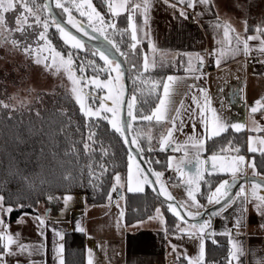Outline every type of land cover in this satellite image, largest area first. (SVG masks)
<instances>
[{"label":"crops","instance_id":"crops-1","mask_svg":"<svg viewBox=\"0 0 264 264\" xmlns=\"http://www.w3.org/2000/svg\"><path fill=\"white\" fill-rule=\"evenodd\" d=\"M135 4L140 5L132 14L139 16V33L144 35L143 62L147 58L150 72L161 70V66L170 70L162 75L155 73L156 76L148 80L150 84L144 95H157L152 111L158 106V98L163 96V84L172 83L174 88L169 123L161 140L154 141L157 147L167 149L170 146V155L176 156L170 170L178 172L177 167L183 165L186 171L196 174L199 168L200 174H205L209 182L212 175L220 173L217 165L212 168V161L210 165L214 154H204L207 140L216 136L213 134L216 119L225 126L219 134L227 130L238 131L233 125L245 130V156L250 158L248 153L253 149L248 144L254 136L258 148L253 152L264 151V51H261L264 48V21L257 26L245 24L244 19L236 21L216 0L203 3L200 0H148L146 9L144 0H129L119 14L128 15V27ZM218 24L230 26L229 38H225L223 28ZM237 36L241 40L239 45ZM250 36L255 39L249 40ZM245 40L247 52L243 45ZM209 56L214 58L215 64L210 71H205ZM169 76L174 78L173 82L168 81ZM256 101L261 104L257 105ZM253 107L257 108L255 113L251 111ZM175 109H180L179 115ZM173 117L177 130L168 139ZM189 137L193 139L189 140ZM145 139L148 143L146 136ZM163 139L168 142L162 144ZM178 146L180 150L176 151ZM221 152L224 150L217 155ZM199 160L202 163H198ZM146 187L147 183H144L142 190ZM254 188L255 196L252 195ZM243 189L244 225L237 228L232 223L228 233L220 228L214 234L204 229H190V224H182L180 219L170 224L163 210L161 215L155 214V210L144 219L127 221L125 197L120 201L115 193L103 203H90L84 194L81 201L72 200L70 212L66 211L61 198L59 207L48 212L46 209L25 211L13 220L11 213L0 212L4 231L14 240L11 245H7L6 239L0 240V264H66V235L70 231L84 235L83 264H189L199 260L201 246L203 259L199 264H264V228L260 227L264 217L255 207L264 190L253 185H245ZM205 201L200 211L208 206ZM177 226L186 231H178ZM216 235L227 241L228 252L223 262L207 263L208 238ZM18 245H23V250ZM234 252L236 256L232 255Z\"/></svg>","mask_w":264,"mask_h":264},{"label":"trees","instance_id":"trees-1","mask_svg":"<svg viewBox=\"0 0 264 264\" xmlns=\"http://www.w3.org/2000/svg\"><path fill=\"white\" fill-rule=\"evenodd\" d=\"M14 2L18 5L15 14H20L22 9L19 8L18 0ZM36 4L40 5L38 15L41 24L37 25L35 17L28 15L24 27L31 39L38 40V33L43 31V22L47 21L49 29L46 36L52 46L60 51L56 45H65L63 36L52 23L54 18L45 0H36ZM94 5L104 12L105 4L102 0H94ZM29 7L33 5L29 3ZM5 16L12 21L11 27H15L14 13L8 12ZM114 20L120 48L129 66L131 94L138 95L149 85V81H146L148 76L150 80L156 76L155 73L162 75L170 73V70L145 72L139 78L136 68L144 56H141L137 48H132L128 15L115 16ZM28 24L33 28H28ZM44 43L40 41V45ZM82 44L84 48L73 50L94 57L92 49ZM2 74L0 71V80H4ZM156 100L157 95H152L142 101L144 114L152 111ZM146 122L140 120V124L146 125ZM132 132L137 139L134 141L140 145L151 169L167 173L170 150L149 147L145 135L136 126H132ZM230 145L236 151L245 153V130H227L209 138L204 154L208 156L218 153ZM248 154L250 158L253 157L258 172L264 175V151ZM131 157L124 135L115 131L111 121L103 116H86L76 98L64 86L55 91L41 92L33 104L20 109L4 104L0 93V196L4 197V204L13 206L14 210L10 214L12 220L25 211H44L58 203L66 193H83L90 203L106 202L114 193L118 195L120 186L116 184L115 178L117 175L127 177ZM223 176L217 173L210 177V185L200 193L203 199L205 190L207 192L213 188ZM124 196L127 221L152 215L162 203L170 224L179 219L169 209V204L155 194L151 184L142 191L126 190ZM227 252L228 244L224 237L216 235L208 238L207 263L223 262ZM83 253L84 235L77 231L68 232L66 264H83Z\"/></svg>","mask_w":264,"mask_h":264},{"label":"rangeland","instance_id":"rangeland-1","mask_svg":"<svg viewBox=\"0 0 264 264\" xmlns=\"http://www.w3.org/2000/svg\"><path fill=\"white\" fill-rule=\"evenodd\" d=\"M57 1V0H56ZM218 5L222 8V10L229 15L233 16L236 21H241L242 19L246 20L247 23L262 25L264 21V0H216ZM60 2V1H59ZM109 2L117 4L122 3L123 0H109ZM61 3V2H60ZM61 4L67 6L69 8V12H67V20L69 19V13H71L72 19L77 23L80 24L82 22L88 23L91 26L96 27L99 30H107L109 29V25H114V18L115 16L112 15L107 6L104 7V12L100 11L97 6L94 5V0H91V4L96 9L97 12L100 13V16L103 17V23H101L100 19L96 17L94 13H92V9L88 8L87 0H64ZM79 6V7H78ZM77 10H75V9ZM126 8V6H125ZM125 8L118 9L119 13H122ZM43 9V8H42ZM84 12L85 15L81 16L80 13ZM106 12V13H105ZM133 10H131V21L128 27L130 32V37L132 38L133 31H135L136 39L133 40L132 48L138 49L140 51L141 56L145 55V49L143 47V32L142 35L139 33V16L137 14H132ZM6 14V13H5ZM4 14V15H5ZM106 14V17H105ZM91 16V20L89 19ZM7 18V17H6ZM116 26V25H115ZM113 28V27H111ZM26 30V28H25ZM112 30V29H111ZM110 30V32H111ZM114 31V30H112ZM26 32H28L26 30ZM29 33V32H28ZM15 39L18 41V46H14L12 40ZM112 40V39H111ZM113 41V40H112ZM31 42V43H30ZM114 42V41H113ZM40 45V41L33 40L29 37L25 40L24 36L21 35L19 32H6L0 30V71L3 73L4 80H0V93L1 99L4 104H8L14 109H20L25 106H29L40 97L41 92H51L55 91L57 88L64 86L65 88L69 89L72 95L76 98V94H74L71 89L73 87L71 81L67 78V73L64 71L63 68L60 69L59 72L56 71L55 66L51 68H46L45 63H50L49 61H43V57L50 56L49 51L47 50V44ZM115 44V42H114ZM135 45V47H133ZM30 46L32 51L26 52L25 47ZM58 49L63 54L68 52L73 53L75 65L79 66L83 64L86 68L85 73L81 74L79 72L76 73L77 77L84 75L88 80H91L93 77H96L99 82L101 83L102 87H96L95 84H88L87 87L83 88V91L80 93L81 96L84 98V103L86 108H90L92 111H98V116H103L108 118L110 121L116 120L118 123L121 124L120 121V113H121V106L122 100L124 96V79L123 76L120 75L119 80L116 79L118 73L112 70V67L105 64L104 62H97V56L94 57L76 52L70 45H56ZM84 48V47H83ZM37 49H40L38 52ZM87 49V48H86ZM92 53V52H91ZM40 57L42 62L37 64L36 59ZM89 61H94V65L88 64ZM117 63H112L111 65L115 68ZM144 62L142 61L139 64V67H135L138 70V77L142 78L145 75V72L149 73V70H145ZM166 66H161V69H165ZM96 68V71L93 69ZM100 68H108L109 71H99ZM89 70V71H88ZM122 73V70H120ZM147 74V73H146ZM149 75V74H148ZM149 77V76H148ZM148 77L147 80L148 81ZM150 82V81H149ZM150 84V83H149ZM149 86V85H148ZM147 86V87H148ZM79 87V85L77 86ZM146 89L144 88L138 95L137 93L131 94L129 98L128 104L131 102L133 104L132 114L136 117V119H132V126H136V129L142 131V134L146 136L148 139L149 147H154L156 140L159 142L163 137V134L166 130V127L169 123V116L172 113V108L170 106L169 111L167 113V119L157 122L155 119L152 121H147L146 125L140 124V120L142 115H151L154 111L150 113L144 114V106L142 105V101L146 98V93H144ZM145 96H143V95ZM133 97L135 100L133 101ZM114 101L116 103L114 104ZM103 105V107H101ZM109 108L116 109V115L114 116L112 112L107 111ZM141 125V127H140ZM136 132V130H135ZM138 134V132H137ZM133 138H135L133 134ZM257 137H251L252 141L248 144L249 148L256 149L258 148L255 139ZM216 157L215 164L218 166L217 168L220 169V173L223 174L225 177L228 173H231V168L236 167L238 170L236 171V176H241L243 174H257L263 176V174L259 173L257 170V166L254 162L253 157L249 158L245 156L243 153H238L236 148L233 146H227L224 149V152H221L219 155L218 153H213ZM212 155V157L214 156ZM243 157V161L239 162L238 157ZM176 160V156L169 155V162H168V170L167 173L162 172H155V173H162L159 177L158 183L163 195L169 197H175L179 203L185 208L187 214L192 217L200 213L199 210L203 207V201L208 203L207 207L212 206L215 202L209 203V197L212 193L215 192L216 188L220 186L223 182H229L232 178L230 176H226L223 180H219V182L207 192L205 190V198H202L200 194L203 188H207L210 185L208 179H206L205 174L200 175V177H196V174H191L185 170L184 166H179L181 171L172 172L170 170L171 166H174ZM200 161V160H199ZM212 159H210L211 165ZM213 162V161H212ZM246 168L248 172H246ZM250 172V173H249ZM119 176V181L116 180V184L120 186L119 188L122 189V194L117 195L118 200H124V193L129 188L133 189V191H138L136 189H143L145 182L146 175L141 171L138 162L131 157L129 162V172L127 177L123 178L121 175ZM116 176V177H117ZM157 177V176H156ZM147 178V177H146ZM189 180H192V183H189ZM253 186H256L253 184ZM243 187V186H242ZM193 191V195L196 197L197 203L194 204L192 199L188 195L189 190ZM140 191V190H139ZM225 189H221V193H223ZM240 189L236 192L239 193ZM235 194L232 202L222 206L220 209L213 212L212 218L207 217L205 221H201L195 223L193 221L181 220L182 224H190V229L200 230V225L204 224V222H208V226L204 228V230H208L211 234L217 233L220 228V231L227 232L231 229L232 223H236L237 218L240 215L241 209V200H244L245 204V192L242 195L237 196ZM70 197V199L66 198ZM84 197L83 193H66L62 195V203H65L66 211L70 212L72 210V200L81 201ZM223 195L218 194L217 197L213 198V201L217 198L222 199ZM243 204V208H244ZM5 205V204H4ZM174 206V205H173ZM59 202L55 203L53 206H49L46 208V212L49 209L58 208ZM205 207V208H207ZM204 208V209H205ZM159 209V212L157 210ZM164 204H160L157 207L155 214L161 215V212H165ZM203 209V210H204ZM163 210V211H161ZM192 225H196L197 227L193 228ZM222 228V229H221Z\"/></svg>","mask_w":264,"mask_h":264},{"label":"snow or ice","instance_id":"snow-or-ice-1","mask_svg":"<svg viewBox=\"0 0 264 264\" xmlns=\"http://www.w3.org/2000/svg\"><path fill=\"white\" fill-rule=\"evenodd\" d=\"M129 2V0H123L122 3H111L109 2V0H102V3H104L109 12L112 15H119V11L118 9H123L125 8L126 4ZM181 2H183V0H181ZM200 2H206V0H200ZM29 3H31L33 5V7L35 8V11L33 10V7H29ZM18 4H19V8L22 9V11L20 12V14H15L16 10H17V2H14V0H0V30L6 31V32H19L21 33L22 36H24L25 40L28 39V35L29 33L26 32L24 24L28 19V15H31L33 17H35V22L37 25L41 24V18L38 15V12L40 10V5L36 4V0H18ZM144 4H145V9L147 8V4H148V0H144ZM87 6L88 8L92 9V13H94L96 15V17H98L101 21V23H103V17L100 16V13L96 11V9L93 7V5L91 4V0H87ZM191 6V5H190ZM56 7L58 8H63L65 12H69V9L67 7H65L63 4H61L59 2V0H57L56 2ZM79 7V6H78ZM140 5L139 4H135L133 5V11L136 8H139ZM8 12H13L14 13V24L15 27H11V23L12 21L10 19H7L6 16L4 15L5 13ZM27 14V15H26ZM81 16L85 15L84 12L80 13ZM89 19L91 20V16H89ZM129 19H131V17H129ZM53 24H55L56 29L62 34L63 36V41L64 44L70 45L72 48L74 49H81L83 48V44L82 42L75 36L73 35L71 32L66 31V29L61 25L60 22H58L57 20L53 19L52 21ZM68 23L71 24L74 28H76V30L78 32L83 31L84 35H88V33L86 31H84L83 28V24H77L71 17V13H69V19H68ZM245 24H247V21H245ZM43 31H40L38 33V41H45V43L47 44V50L50 53V56L48 57H43V61H49L50 63H45V67L46 68H51L53 66H55L56 71L59 72L61 68L64 69V71L67 73V78L69 81H71L73 87L71 89V91L76 94V100L77 102L80 104V108L82 110V112H84V114L86 116H98L99 112L98 111H92L90 108H86L85 103H84V98L81 96V92L83 91L84 87H87L88 84H95L96 87H102L101 83L99 82V80L96 77H93L91 80H88L84 75H81L79 77H77L76 73L79 72L81 74L85 73L86 68L83 64L79 65V66H74L75 65V60H74V55L71 52H68L66 54H63L61 51L57 50L56 47L52 46L51 41L48 40L46 33L49 29V24L47 23V21L43 22ZM111 27H115V25H110ZM218 27H222L223 28V32H224V36L225 38H229V33L232 31V29L230 28V26H228L227 24H218ZM28 28H33V26L31 24L27 25ZM260 29H257V31H259ZM33 31H35L33 29ZM93 31H98V29L93 28ZM107 39V37H105ZM132 39L135 40L136 39V35H135V31H133V35H132ZM237 45H239L241 43L240 37L237 36L235 37ZM248 39H255V37H248ZM12 43L14 46H18V41L13 39ZM243 45H244V50L245 52H247L248 50V43L247 41H243ZM133 47H135V45H133ZM25 51L26 52H31L32 49L30 46L25 47ZM37 51L39 52L40 49H37ZM261 51H264V48L261 49ZM93 55H96V53H93ZM99 56L100 59L105 61L106 65L111 66L112 63H114L113 61H111L104 52L99 51ZM42 60L41 58L38 56L36 59V63L39 64L41 63ZM94 61H89L88 64L89 65H94ZM155 62L153 61V64ZM217 64H219V61H217ZM148 62H147V58H145V64H144V68L145 70L148 69ZM97 69L94 68L93 71H96ZM108 69L106 68H100L99 71H107ZM113 71H116L118 73L116 79L119 80L120 75H122V73H120V65L117 63L115 65V68L112 69ZM169 82H173L174 78L169 76L168 78ZM79 85V87H77ZM173 95H174V88L172 86V83H164L163 84V96L158 98L159 99V103L158 106L156 107L155 111L151 114V115H142L141 119L147 120V121H152L153 119H155L158 123L167 119V113L169 111V108L171 105H173L174 101H173ZM195 100V98H193ZM135 100V97H133V101ZM116 103V101H114V104ZM257 105L261 104V101H256ZM101 107H103V105H101ZM181 107H183V102L181 101ZM132 108H133V104L130 102L128 104V116L131 117L132 119H136L135 116H133L132 114ZM107 111H110L113 113V115H116V109L114 108H109L107 109ZM175 111L177 112V114L179 115L180 109H175ZM251 111L253 113H255L257 111L256 107H253L251 109ZM201 113H203V109H201ZM112 127L115 129V131L120 132L121 135H124V131L123 128L121 126L120 123H118L116 120H112ZM182 124L183 122H181V129L182 130ZM215 127L216 130L214 131V135H219L220 131L225 130V126L223 124H221L218 119H216L215 121ZM233 127L237 128V130H239V125H233ZM177 130L176 129V124H175V117L172 118V128L168 130L167 133V137L168 139H170L172 137V133L173 131ZM168 139H163L162 140V144L163 143H167ZM189 140H192L193 137H189ZM133 143H135V141H133ZM262 143H264V141H262ZM87 147V145H86ZM176 151L180 150V147L178 146L176 149ZM255 149H253L254 151ZM213 164H212V168L215 169L216 168V164H215V160L216 157L213 156L211 157ZM243 157H238V161L242 162L243 161ZM198 163H202L200 161H198ZM238 169L236 167H232L231 171L233 174V177L235 179V174L236 171ZM177 171H181L180 167H177ZM211 174V173H209ZM155 175L157 176V178L159 179V177L162 175V173H155ZM200 171L199 168L197 169L196 172V177H200ZM119 176L116 177V180L119 181ZM145 182H147V178L145 177ZM192 180H189V183H192ZM227 186H228V182L225 181L222 184H220L219 187L216 188L215 192L212 193V195L209 197V203L215 202L217 204L220 203V199L217 198L213 201L214 197H217L218 194H222L223 196L227 197V199L225 200V205L229 204L232 202V197L228 196V192H227ZM221 189H225V191L223 193H221ZM133 189L129 188V191H132ZM136 190H142V189H136ZM244 192L243 187L240 188V192L237 193V196L242 195ZM188 195L189 197L192 199L193 203L196 204V197L193 195V191L190 189L188 191ZM253 196L256 195L255 193V188L253 189ZM170 200L172 199V197L169 195L168 197ZM67 199H70V197L66 198V202ZM4 197L0 196V212H7V213H11L14 209L11 206L5 207L4 206ZM259 204H256V210L258 212V214L261 217H264V195H261L259 197ZM241 209H240V215L236 220L235 223V227L239 228L242 227L244 225V211L245 209L243 208V204H244V200H241ZM23 207V206H21ZM169 209L174 213V215H176L180 220H184V216H182L180 214V212L177 210V206H173L172 204H169ZM157 212H159V209L157 210ZM189 215H192L191 213H189ZM193 218H195L193 216ZM41 223H43V221H41ZM208 226V222H204V224L200 225V230L203 231V229L205 227ZM4 223H3V219L0 218V240H5L7 241V245H11L12 243H14L13 240V236L10 234H6L4 231ZM193 228L197 227L196 225H192ZM261 228H264V223H262L260 225ZM178 231L184 232L186 231V229H180L179 226H177ZM17 237L19 236V233L15 234ZM189 235H192L191 233H189ZM7 245H5V247H7ZM18 247L21 248V250H23V245H18ZM62 247V246H61ZM175 248V246H173ZM235 247V246H234ZM242 254V252H241ZM233 256H236V253H232ZM203 259V246H201V251H200V257L199 260ZM199 260L198 261H190L189 264H199Z\"/></svg>","mask_w":264,"mask_h":264},{"label":"water","instance_id":"water-1","mask_svg":"<svg viewBox=\"0 0 264 264\" xmlns=\"http://www.w3.org/2000/svg\"><path fill=\"white\" fill-rule=\"evenodd\" d=\"M46 7L48 8L50 14L52 17L61 23V25L66 29V31L71 32L73 35H75L82 43L91 45L93 48H95L98 51H102L105 53V55L113 61H116L121 69L124 79V96L122 100V106H121V113H120V121L121 126L124 131V137H125V143L132 155V157L138 162L141 171L146 175L147 177V185L151 184L153 191L155 194L160 197L164 202L167 204H172L174 206H177V210L180 212L182 216H184V220L187 221H193L195 223L205 221L207 217L212 218L213 212L220 209L222 206L225 205V200L227 197L223 196L222 199H220V203H215L212 206H209L202 210L200 213L193 215L195 218L190 217L185 208L179 203V201L172 197L170 200L167 196L163 195L161 192L157 177L155 175V172L151 169L149 166L146 158L143 155V150L141 149L140 145L138 143H133V132H132V119L128 116V102L131 95V82H130V76H129V66L125 62V59L121 55L120 51L118 50L117 46L114 44V42L103 34L99 33L98 31L87 30L86 32L88 35H84V32H78L76 28H74L71 24L68 23V20L63 17L59 11L56 8V0H45ZM170 149V146H167V150ZM188 164H186L187 166ZM260 187L264 190V177L257 175V174H243L241 176H235L228 182L227 186V192L228 196L234 198L236 192L242 187L247 185H253ZM119 195L122 194V189H118Z\"/></svg>","mask_w":264,"mask_h":264},{"label":"flooded vegetation","instance_id":"flooded-vegetation-1","mask_svg":"<svg viewBox=\"0 0 264 264\" xmlns=\"http://www.w3.org/2000/svg\"><path fill=\"white\" fill-rule=\"evenodd\" d=\"M61 3H62V1L64 2V0H59ZM57 2V1H56ZM46 5V4H45ZM64 5V4H63ZM65 7H67V6H65ZM57 8V10L59 11V13L63 16V17H65L66 19H67V16H66V14H67V12H65L64 11V9L63 8H58V7H56ZM68 8V7H67ZM48 9V8H47ZM69 9V8H68ZM75 9V8H74ZM76 10V9H75ZM77 11V10H76ZM105 17H106V15H105ZM114 22H115V20H114ZM82 24H83V28H84V31H87L88 29L89 30H92L93 28H95V29H97L96 27H94V26H91L90 24H88V23H85V22H82ZM114 25H116L115 23H114ZM109 29H107V30H99L98 29V32L99 33H101V34H103L104 36H106V37H108V38H110V39H112L114 42H115V45L117 46V48H118V50L120 51V53H121V55L123 56V58H124V55H123V50L120 48V38L117 36V33H118V31H117V28H116V26L115 27H113V28H111V26L109 25ZM114 30V31H112V30ZM110 30H111V32H110ZM85 44V43H84ZM87 46L89 47V48H91L92 49V51L94 52V53H96V56H97V62H104V60H102V59H100V56H99V51L98 50H96L95 48H93L91 45H88L87 44ZM111 61H113V60H111ZM113 62H115V63H117L116 61H113ZM126 62V61H125ZM111 67H112V69H114V67L111 65ZM106 69H108V68H106ZM120 70H122L121 69V67H120ZM109 71V69L106 71V72H108ZM115 72V71H114ZM122 76H123V74H122Z\"/></svg>","mask_w":264,"mask_h":264},{"label":"built area","instance_id":"built-area-1","mask_svg":"<svg viewBox=\"0 0 264 264\" xmlns=\"http://www.w3.org/2000/svg\"><path fill=\"white\" fill-rule=\"evenodd\" d=\"M214 58L212 56H209L205 62L204 70L210 71L214 66ZM246 172H248V169L246 168Z\"/></svg>","mask_w":264,"mask_h":264}]
</instances>
